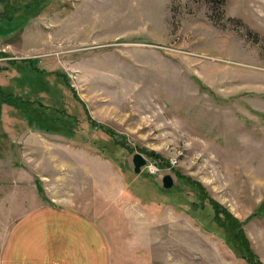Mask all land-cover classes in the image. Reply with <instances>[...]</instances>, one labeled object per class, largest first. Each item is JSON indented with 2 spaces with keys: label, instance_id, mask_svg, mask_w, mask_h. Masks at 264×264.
Instances as JSON below:
<instances>
[{
  "label": "rangeland",
  "instance_id": "374dc122",
  "mask_svg": "<svg viewBox=\"0 0 264 264\" xmlns=\"http://www.w3.org/2000/svg\"><path fill=\"white\" fill-rule=\"evenodd\" d=\"M42 3L0 19V84L17 96L0 104V264L11 227L45 203L93 214L111 264H250L188 178L264 264V0ZM23 58L47 76L10 63Z\"/></svg>",
  "mask_w": 264,
  "mask_h": 264
},
{
  "label": "crops",
  "instance_id": "0c3cea01",
  "mask_svg": "<svg viewBox=\"0 0 264 264\" xmlns=\"http://www.w3.org/2000/svg\"><path fill=\"white\" fill-rule=\"evenodd\" d=\"M108 240L93 214L41 204L11 227L1 264H111Z\"/></svg>",
  "mask_w": 264,
  "mask_h": 264
},
{
  "label": "trees",
  "instance_id": "16d2710c",
  "mask_svg": "<svg viewBox=\"0 0 264 264\" xmlns=\"http://www.w3.org/2000/svg\"><path fill=\"white\" fill-rule=\"evenodd\" d=\"M0 2L1 3H4L3 9L0 10V19L4 15L5 16H9L11 18H14V16L11 13V9L9 8V6L10 5H15V10L18 11L20 8H18L17 4H15L13 2V0H4V2L2 0H0ZM42 2H43V0H32V1L28 2V3H26L25 5H23L25 8H22L20 10L24 11L28 16H32L33 14H35L34 13V11L36 10L35 8H37V10H39V9H42L45 6V4H43ZM36 4L38 6H36ZM1 54H5V53L2 52ZM29 61H30V63L28 64ZM10 63H12L14 66L18 67L22 71H23V69L21 68L22 66L26 69V72H30V71H28V69L29 70H32V71L35 70V71H37L36 73H38L41 77L47 76V74H48V73H45V72H47L46 70L39 69L37 67L36 61L33 58L11 59L10 60ZM59 76L62 77V78L63 77L66 78V80H65L64 83L66 84V86H68L69 88H71V91H72L73 88L71 87V83L69 82L68 75L63 72V73H59ZM72 92L74 94V97H76V99L79 100L85 106V102L74 92V89H73ZM16 98H17V96H14L13 93H11V91L10 92H7V89L4 88L0 84V104L3 101L6 102V101H11L13 99L14 100H17ZM19 98L21 99V97H19ZM21 101L24 102V100H21ZM28 102H29V104H27V105L30 106V107H36L35 104L37 102L43 108H45V106H46V104L42 100H40V99H33L31 101H28ZM32 102H34V104ZM15 103L19 104L17 101H15ZM53 107L56 108L57 110H59L58 109V106L57 107L56 106H53ZM54 108H45L44 110H47V111L51 112L50 110H52ZM57 112L58 111H56V113ZM34 114L35 115L37 114V110L36 109L34 110ZM87 114H88V112H87ZM47 117H49V116H47ZM88 119H89L90 123L93 126H97L98 128H100V127L105 128L103 126V124L98 123L89 114H88ZM50 125L52 127L49 128V129L47 128L50 131H51V129L53 130V128L56 127V126H54V124H50ZM62 128L63 127L57 128V131L58 130H62ZM63 132H65V131H63ZM65 133H69V132H65ZM114 135H115V133H111V136L112 137H115ZM71 136H74V134H71ZM153 154L156 155L157 157H160L161 158V155L155 154V153H153ZM157 164L160 166V164H162V162L161 163H157ZM179 176H182V174L179 173ZM188 179H189L188 180V184L193 188V190L196 192V194L198 196H200V198H201L202 201H205V198H209L210 204H211V206L213 208V211L215 213L214 216H216L217 219L223 220V223L224 224L226 222H228L232 226V229L235 232V238L238 240L240 246L243 249H245V251L247 253L246 255H247L248 262L250 264H263L262 261L259 259V257L256 255V253L253 251V249L251 247L250 240H249V238H248V236H247V234L245 232V229L243 227V223H241L239 221V219H236L226 208H224V206H221L218 201L212 199L207 194V192L205 191L203 185L200 184V182L194 181V180H192V178H188ZM196 189H198V190H196ZM221 213H223V215ZM263 213H264V211H263Z\"/></svg>",
  "mask_w": 264,
  "mask_h": 264
},
{
  "label": "water",
  "instance_id": "95a60500",
  "mask_svg": "<svg viewBox=\"0 0 264 264\" xmlns=\"http://www.w3.org/2000/svg\"><path fill=\"white\" fill-rule=\"evenodd\" d=\"M147 158L141 153L136 152L133 157V163L135 164L134 170L137 173L142 171V167L147 164ZM163 185L166 188H172L174 186V178L172 174H166L163 176Z\"/></svg>",
  "mask_w": 264,
  "mask_h": 264
},
{
  "label": "built area",
  "instance_id": "2783aa9c",
  "mask_svg": "<svg viewBox=\"0 0 264 264\" xmlns=\"http://www.w3.org/2000/svg\"><path fill=\"white\" fill-rule=\"evenodd\" d=\"M157 169H158V168H155V167H154V169H153L152 171H154V170L156 171Z\"/></svg>",
  "mask_w": 264,
  "mask_h": 264
}]
</instances>
